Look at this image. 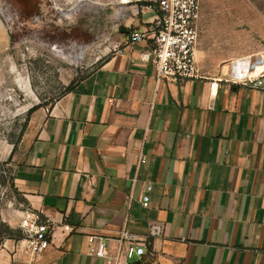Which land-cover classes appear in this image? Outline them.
<instances>
[{
    "label": "crops",
    "instance_id": "1",
    "mask_svg": "<svg viewBox=\"0 0 264 264\" xmlns=\"http://www.w3.org/2000/svg\"><path fill=\"white\" fill-rule=\"evenodd\" d=\"M150 4L126 12L123 54L35 113L17 183L51 223V245L35 257L7 239L0 264H108L88 254L91 236L117 262L264 264V90L202 72L157 86L151 42L125 48L159 17ZM124 230L144 256L127 257Z\"/></svg>",
    "mask_w": 264,
    "mask_h": 264
},
{
    "label": "rangeland",
    "instance_id": "2",
    "mask_svg": "<svg viewBox=\"0 0 264 264\" xmlns=\"http://www.w3.org/2000/svg\"><path fill=\"white\" fill-rule=\"evenodd\" d=\"M124 1L0 0V244L25 243L23 221L41 218L17 183L35 113L121 48L126 12L154 0ZM201 7L196 56L203 74L230 79L235 62L264 57V0H201Z\"/></svg>",
    "mask_w": 264,
    "mask_h": 264
},
{
    "label": "built area",
    "instance_id": "3",
    "mask_svg": "<svg viewBox=\"0 0 264 264\" xmlns=\"http://www.w3.org/2000/svg\"><path fill=\"white\" fill-rule=\"evenodd\" d=\"M148 8L158 12L159 17L151 24L146 25L141 31L132 34L125 42V48H133L137 43L151 42V54L147 61L152 62L155 68V81L157 86L161 84L180 83L185 79L200 77V68L197 62V44L199 41V23L201 19V0H154ZM117 54H123L119 48ZM111 54V52L109 53ZM244 61V60H242ZM248 70L254 71L257 66H264V57L252 63L248 60ZM227 82L233 85H241L248 88L264 90V70L259 76L253 77L246 72L235 73L232 70ZM221 81L211 83V92L214 95ZM145 156L139 158V163H145ZM152 186H148L146 192H150ZM145 208L149 207L150 197L142 198ZM27 229L28 237L25 240V248L29 254L35 257L49 248L51 245V233L53 227L48 220L41 219L38 215L28 216L22 223ZM162 234V226L155 224L150 229V237ZM120 243L128 242L126 252L128 258L138 256L141 258L146 253V244L124 230L120 236ZM88 254L92 257L102 258L108 264H130L126 261L117 262V258L110 256L108 244L105 239L91 236L88 239ZM139 264V263H135Z\"/></svg>",
    "mask_w": 264,
    "mask_h": 264
},
{
    "label": "bare ground",
    "instance_id": "4",
    "mask_svg": "<svg viewBox=\"0 0 264 264\" xmlns=\"http://www.w3.org/2000/svg\"><path fill=\"white\" fill-rule=\"evenodd\" d=\"M124 2L126 3V2H128V0H125ZM232 70L235 73L246 72L247 75L256 77V76H259L260 73L264 70V66H257L254 71H249L248 70V62H244L242 60L241 61L239 60L238 62H235L233 64Z\"/></svg>",
    "mask_w": 264,
    "mask_h": 264
},
{
    "label": "trees",
    "instance_id": "5",
    "mask_svg": "<svg viewBox=\"0 0 264 264\" xmlns=\"http://www.w3.org/2000/svg\"><path fill=\"white\" fill-rule=\"evenodd\" d=\"M74 86L69 89V91L73 90Z\"/></svg>",
    "mask_w": 264,
    "mask_h": 264
}]
</instances>
